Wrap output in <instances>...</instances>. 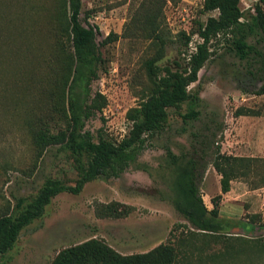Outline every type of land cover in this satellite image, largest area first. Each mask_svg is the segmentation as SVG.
Instances as JSON below:
<instances>
[{"label":"rangeland","instance_id":"1","mask_svg":"<svg viewBox=\"0 0 264 264\" xmlns=\"http://www.w3.org/2000/svg\"><path fill=\"white\" fill-rule=\"evenodd\" d=\"M80 20L96 27L100 42L109 32L116 38L99 51L103 64L91 91L101 92L106 105L84 120V128L117 142L129 128L127 108L148 92L143 62L155 45L148 37V21L160 27L167 45L159 66L183 67L187 53L200 39L192 35L181 46L178 32L189 31L197 20L215 11L201 12L202 0H80ZM58 0H0V213L17 198L27 201L46 178L73 184L76 172L68 152L49 146L35 158L29 126L47 118L43 96L56 66L59 42ZM241 21L249 23L260 0H239ZM229 37L211 38L210 55L189 87L198 101L179 109H167L164 129L147 139L134 159L115 177L99 176L86 182L77 194L53 196L41 217L23 227L12 247L0 256V264H48L58 250L96 237L121 254L147 251L158 243L175 245L174 264H264V216L237 210L228 192L219 190V175L209 164L214 147L228 153L229 128L234 110L246 107L259 85L257 64L240 60L230 49ZM248 35L246 42L264 52V43ZM66 49V44L64 43ZM253 74V75H252ZM188 107L198 110L194 119H182ZM53 128L63 125L60 118ZM223 143L225 144L223 146ZM177 161L188 157L199 161V195L210 209V198L220 194L217 216L209 217L217 237L190 236L194 230L172 204L174 176L166 150ZM240 171V168L238 167ZM222 194L226 201L221 202ZM117 201L132 207L124 217H96V203ZM208 217V216H207ZM191 239L179 244L180 237Z\"/></svg>","mask_w":264,"mask_h":264},{"label":"trees","instance_id":"2","mask_svg":"<svg viewBox=\"0 0 264 264\" xmlns=\"http://www.w3.org/2000/svg\"><path fill=\"white\" fill-rule=\"evenodd\" d=\"M58 2L56 66L50 71V83L43 92L48 114L47 118L29 126L28 131L35 158H40L47 147L58 146L68 152L76 178L71 185L59 179L46 178L27 201L17 198L12 206L8 205L0 213V256L12 247L23 227L42 216L53 196L60 192L77 194L86 182L99 176H117L134 159L145 141L164 129L168 108L177 110L183 103L191 105L198 101L196 90L189 85L196 81L198 70L210 55L208 42L211 38L229 37L230 49L240 60L250 58L257 64L259 85L252 94L264 93V52L246 42L248 35H255V42L264 43V13L260 6H255V12L247 23L240 20L239 0H202L201 12L215 11L216 15L197 20L195 27L187 32H178L183 47L188 45L192 35L200 39L187 53L183 67L171 69L156 64L163 56L167 38L160 27L148 21V37L155 45L153 55L143 62L149 83L148 92L134 106L127 108L124 117L129 122V128L124 137L117 142L101 135L94 139L84 128V120L95 112H101L106 99L101 92L91 91L90 83L98 77L103 64L99 45L114 40L116 34L109 32L97 42L96 27L83 24L80 20L81 1ZM260 2L264 4V0ZM252 113V109L239 106L233 115ZM178 114L182 119H194L198 110L188 107L186 112ZM56 118H60L63 125L53 128L52 122ZM166 155L174 170L172 204L194 229H188L189 235L201 233L199 235L217 237L213 234L214 227L209 217L217 216L220 194L210 198L212 206L207 209L197 186L201 176L199 171L204 170V166L199 169V161L193 157L177 161L168 149ZM239 161V158L221 152L219 146L214 147L209 164L219 175L221 193L228 191L230 180L240 173ZM131 210V206L117 201L96 203L93 207L96 217L119 218ZM178 239L179 244H184L191 237L181 236ZM175 258L176 249L171 241L158 243L147 251L121 254L102 239L91 237L61 248L48 264H174Z\"/></svg>","mask_w":264,"mask_h":264},{"label":"crops","instance_id":"3","mask_svg":"<svg viewBox=\"0 0 264 264\" xmlns=\"http://www.w3.org/2000/svg\"><path fill=\"white\" fill-rule=\"evenodd\" d=\"M246 107L252 114L233 115L230 121L228 153L239 158L240 173L229 182L230 204L246 213L264 216V93L251 95ZM225 144L223 143V146ZM222 194L221 202L226 201Z\"/></svg>","mask_w":264,"mask_h":264}]
</instances>
